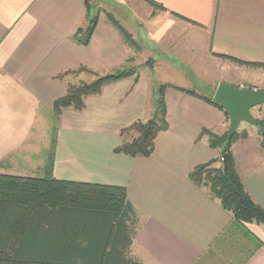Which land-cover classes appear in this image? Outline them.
<instances>
[{
  "label": "crops",
  "instance_id": "crops-1",
  "mask_svg": "<svg viewBox=\"0 0 264 264\" xmlns=\"http://www.w3.org/2000/svg\"><path fill=\"white\" fill-rule=\"evenodd\" d=\"M153 1L164 10L148 17L157 20L150 29L154 44L149 49L136 36L146 25L133 19L131 29L124 27L141 47L137 52L109 21L110 14L99 17L88 46L74 41L93 17L88 0H0V174L45 176L50 149L44 136L35 138L36 125L42 118L53 119V105L69 85L83 82L74 77L93 79L85 72L58 79L60 75L81 67L100 75L113 73L132 58L137 83L135 77L113 82L101 94L86 98L82 111L63 110L53 177L126 188L141 223L132 246L141 264H196L212 250L225 251V263L248 258L243 264H264V226L245 225L260 247L237 229L216 242L234 217L190 179L196 167L222 156L202 132L223 135L230 124L224 110L203 98L213 100L223 82L264 91V69L246 67H264V0ZM164 41L165 49L159 52L158 44ZM149 61L153 67L146 65ZM196 66L221 71L216 82L206 86L210 95L189 80ZM142 67L146 76L139 72ZM164 84L198 97L168 88L169 128L157 136L154 154L131 158L115 153L123 129L154 117L156 89ZM256 108L264 121V104ZM243 130L246 137L236 140L231 152L245 190L264 209L262 139L255 131Z\"/></svg>",
  "mask_w": 264,
  "mask_h": 264
},
{
  "label": "trees",
  "instance_id": "trees-1",
  "mask_svg": "<svg viewBox=\"0 0 264 264\" xmlns=\"http://www.w3.org/2000/svg\"><path fill=\"white\" fill-rule=\"evenodd\" d=\"M143 1L154 8V13L158 9L164 10L153 0ZM87 8L90 11L89 2ZM108 18L125 42L134 50H139L134 38L120 23L113 16L108 15ZM98 19V16L92 17L86 27L74 35V41L88 46ZM131 62L132 58H129L128 64ZM146 65L153 67L154 62L149 61ZM137 71L134 67H128L100 75L81 67L58 77L61 79L65 75L85 72L92 75L93 79L69 85L64 95L53 105L51 131L54 138L47 157L45 176L33 178L0 174V264H141L132 255V246L141 223L138 211L128 199L126 188L57 180L53 177L58 125L63 110L71 108L82 111L86 98L101 94L104 87L113 82L135 77L137 83ZM170 87L198 97L193 91L172 85L158 86L154 117L148 121H137L123 129L122 141L114 150L115 153L131 158H149L154 154L157 136L169 128L165 97ZM203 100L224 110L212 99ZM257 122L262 138L264 121ZM202 135L209 136L212 148L221 149L222 156H228L225 169L221 156V159L196 167L190 174L196 186L206 189L234 217V222L216 242L237 229L253 242H258L255 247L262 246L245 225L264 226V209L245 190L231 152L233 143L242 135L246 137L247 133L239 135L237 132L231 139H228L227 132L218 136L204 130ZM261 145L264 149L263 138ZM218 163H221L220 167ZM247 259L238 264H243Z\"/></svg>",
  "mask_w": 264,
  "mask_h": 264
},
{
  "label": "rangeland",
  "instance_id": "rangeland-1",
  "mask_svg": "<svg viewBox=\"0 0 264 264\" xmlns=\"http://www.w3.org/2000/svg\"><path fill=\"white\" fill-rule=\"evenodd\" d=\"M88 2H89L90 10H92L93 17H95V16L100 17V16H104L105 14H110V16H113L120 23V25L123 28L124 27L130 28L133 24V19L138 21V22L141 21L142 25H146V28L145 29H141V28L137 29V31H136L137 40H139L140 43H144L146 48L149 49L151 47L152 40L150 39V36L152 34L150 33V29L154 25V21H157V20L149 21L148 17L150 16V18H151L154 16H158L159 13H161L163 10L158 9L157 12L154 13V8L150 5H148L143 0H88ZM148 33L150 35H148ZM164 44L166 45L167 43H165V41H164V42H160L158 44V48L162 47V50H160L159 52L164 51V49H165ZM137 45H138L139 50H135V51L138 52L141 50V47L139 46L138 43H137ZM152 50H153V47H152ZM196 64H197V62H195V65ZM128 67H134V63L128 64L126 66V68H128ZM246 67H249L250 69H260V68L264 69V67H257V66H246ZM142 69H143V67L141 69H139V72H144L143 75L146 76V70L140 71ZM74 75H76V74H74ZM80 75L81 76L79 78L74 77L73 79L75 81L78 80V82L82 81V80L86 81V80L90 79V77L88 75H85V74H80ZM219 76H221L220 70L214 69L213 71L212 70L206 71L205 69L196 66L192 70V74L189 76V80L191 82H193L197 88H201V86H204L203 89H201V90H203L204 94L210 95L209 92L205 91L206 86L212 85L214 82H216V79ZM149 77H148V79H149ZM184 82H187V81L184 80ZM187 84H189V83H187ZM213 98H214V96H213ZM256 109L257 108L252 110V115L254 116V118L257 121H259L260 119L257 117ZM229 123H230V120H229ZM52 125H53V119H51V116L49 117V119L42 118L37 123L36 129L34 130V135H35V138L37 140L39 138H41L42 136H44L46 138V142L48 141L49 149L52 146L53 138H54V137H52V131H51ZM244 128H246L249 131H255L258 133V135H259V132L261 131V129L258 125L253 126V125H250L248 123H242L238 129L239 135L246 133V130H243ZM47 132H48V134H47ZM46 134L48 135V138L46 137L47 136ZM218 136H221V135H218ZM34 144L37 146H40V143H38L36 141ZM44 153H46V150L44 151ZM219 159H221V158H219ZM217 165H218V167H220L221 163H218ZM15 171H16V169H14L13 172H15ZM246 243L247 242H243V244H246ZM240 249L243 250L241 247H240ZM219 251L213 252V250H212L210 255L204 256V258L200 259L198 262H196V264H236L237 263V261H234L232 263L229 261L226 263L223 262L224 260H226V257H225V256H227L226 252L223 251L222 254H219Z\"/></svg>",
  "mask_w": 264,
  "mask_h": 264
},
{
  "label": "water",
  "instance_id": "water-1",
  "mask_svg": "<svg viewBox=\"0 0 264 264\" xmlns=\"http://www.w3.org/2000/svg\"><path fill=\"white\" fill-rule=\"evenodd\" d=\"M213 101L220 104L228 113L230 125L227 131L231 139L242 123L257 126L258 122L252 115V110L264 104V91L238 88L226 82L221 83L214 95ZM264 139V132L262 133ZM228 156H222L223 168H226Z\"/></svg>",
  "mask_w": 264,
  "mask_h": 264
}]
</instances>
